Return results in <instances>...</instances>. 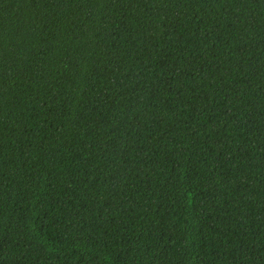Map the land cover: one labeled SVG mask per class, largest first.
Returning a JSON list of instances; mask_svg holds the SVG:
<instances>
[{
    "label": "trees",
    "instance_id": "trees-1",
    "mask_svg": "<svg viewBox=\"0 0 264 264\" xmlns=\"http://www.w3.org/2000/svg\"><path fill=\"white\" fill-rule=\"evenodd\" d=\"M0 264H264V0H0Z\"/></svg>",
    "mask_w": 264,
    "mask_h": 264
}]
</instances>
